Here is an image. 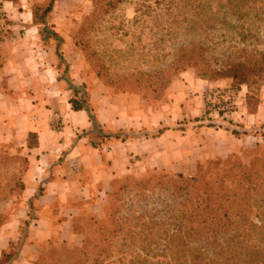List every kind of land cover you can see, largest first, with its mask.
Returning <instances> with one entry per match:
<instances>
[{"label":"crops","instance_id":"0c3cea01","mask_svg":"<svg viewBox=\"0 0 264 264\" xmlns=\"http://www.w3.org/2000/svg\"><path fill=\"white\" fill-rule=\"evenodd\" d=\"M77 2L55 0L45 18L65 42L73 34L62 27L73 17L58 11ZM20 9V0H0L9 29L0 41V143H12L27 160L21 194L0 210V262L12 252L4 264H32L49 243L74 242L75 204L97 199L100 205L115 180L151 171L190 175L198 164L264 146V86L251 107L241 87L239 113L223 118L206 112L205 95L231 80L210 82L187 71L152 104L115 92L77 49L62 53ZM81 95L89 111L72 110L71 100Z\"/></svg>","mask_w":264,"mask_h":264},{"label":"rangeland","instance_id":"374dc122","mask_svg":"<svg viewBox=\"0 0 264 264\" xmlns=\"http://www.w3.org/2000/svg\"><path fill=\"white\" fill-rule=\"evenodd\" d=\"M222 2L218 0L213 2L124 0L115 12L106 15L101 22L94 25L93 31L84 35L81 30L86 17L92 10V5L90 0H78L77 6H62L59 8L60 12L58 11V14H68L73 17L74 24L64 23L62 27L65 33L73 34L68 42L55 35L52 26L45 21L51 13H45L49 0H20L23 5L20 12L31 15L42 36L51 38L54 46L56 45L62 53L69 54L72 51L74 53L77 49L94 75H96L95 67L101 65L106 75L105 83L115 92H138L146 95L145 99L148 102L159 104L162 101L163 91L153 94L151 89L146 87L147 82L142 81L136 84L132 81H120L122 77L135 75L138 71L149 73L166 67L173 60L177 49L190 45L206 52L212 66L250 59V53L253 50L264 54V14L256 17L253 10L250 15V1H246L242 9L247 11L248 15L238 16L231 13L227 5L221 6ZM258 7H262V4L255 5L256 9ZM197 14L204 16L198 17ZM6 19V14L0 11V41L3 39L1 35L4 36V32L9 30L6 28ZM82 46H88V53L93 52L98 61L93 56L87 62V54L82 52L84 48ZM187 71H192L195 75L193 69H187L184 72ZM182 73L174 76L172 80ZM230 86L238 90L246 87V104L249 107L254 104L258 83L252 84L249 81L239 87H235L233 83ZM12 148V143H0V210L4 211L11 208L21 194L19 184L25 157L20 150L16 151ZM262 155H264V146L248 153L233 155L238 158V161L233 159L230 161L243 164L247 163L251 156L260 158ZM213 162L215 161H207L206 164L199 165L190 175L151 171L141 179L126 176L113 181L107 197L101 201L100 205L97 199H87L75 204L80 209V215L74 220L75 241L64 242L65 244H62L63 242L49 243L44 248L45 257L49 258L53 253L60 254L62 249H80L84 242L95 243L100 237L98 229L113 226L122 232H117L109 238L108 258L104 261L100 260L102 261L100 264H127L137 254L135 243L130 246L131 240L127 232L140 231L142 228L149 229L153 223L167 224L166 212L175 199L169 186L165 185L168 179H162V176L189 179L194 177L198 170L210 168L206 172L214 171L210 165ZM157 179L163 180L164 186L156 187ZM145 180L150 182L147 188L137 185L138 182ZM231 181V178L224 179L226 186H230ZM240 223L243 228L251 229L257 224L255 211L248 210ZM161 248L160 245L155 252L149 253V258L166 260L164 253L159 255ZM90 252L86 264H93L94 250ZM139 253L141 254L140 251ZM12 255V252L4 255L0 264H4Z\"/></svg>","mask_w":264,"mask_h":264},{"label":"trees","instance_id":"16d2710c","mask_svg":"<svg viewBox=\"0 0 264 264\" xmlns=\"http://www.w3.org/2000/svg\"><path fill=\"white\" fill-rule=\"evenodd\" d=\"M54 1L49 0L45 13L51 12ZM90 1L92 10L81 30L84 35H88L93 31L95 24L101 22L106 15L115 12L124 3V0ZM218 1H223L221 6L227 5V9L238 16L248 15V12L242 9L246 1H250V15L253 10L256 17L264 14V0ZM205 2H213V0H205ZM256 4H262V7L256 9ZM82 47H84L82 52L87 54V62L93 56L98 61L93 52L88 53V46ZM1 67L0 57V69ZM187 69H193L197 78L210 82L230 79L235 87L247 84L249 81L252 84L258 83L257 95L260 87L264 86L263 53L253 50L250 59L212 66L206 52L193 45L177 49L173 60L166 67L149 73L138 71L135 75H124L120 81H132L136 84L147 82L146 87L154 94L164 91L174 76ZM95 70L96 77L106 84V75L101 65L96 66ZM80 91L79 89L76 93L80 94ZM130 93L147 98L146 95L138 92ZM70 103L74 111L82 109L89 111L82 95L79 100H71ZM34 138L32 134L28 136V146L34 143ZM259 147L263 146H257ZM255 157L257 156H251L250 161L248 159V162L243 164L231 162V159L238 161L233 155L225 159H216L210 164L214 171L206 172L210 168L198 170L196 175L189 179L167 178L163 175L162 179H168L165 185L169 186L175 199L166 212L167 224L158 222L150 225L149 229L128 231L130 246L135 243L137 254L127 264H264V155L260 158ZM23 163L22 176L27 165L26 158ZM22 176L19 184L21 192ZM226 178L232 179L230 186H226L224 182ZM149 180L140 181L137 185L145 189L149 186ZM155 186L158 188L164 186L163 180L157 179ZM248 210L255 211L257 221L251 229L243 228L240 223ZM72 227L76 234L74 221ZM98 232H100L99 240L95 243L84 242L80 249H62L60 254L53 253L49 258L45 257L46 250L43 249L32 264H86L92 249L93 264H100L108 258L109 238L122 231L112 226L98 229ZM160 245L162 248L159 255L164 253L166 260L149 258V253L155 252Z\"/></svg>","mask_w":264,"mask_h":264},{"label":"built area","instance_id":"2783aa9c","mask_svg":"<svg viewBox=\"0 0 264 264\" xmlns=\"http://www.w3.org/2000/svg\"><path fill=\"white\" fill-rule=\"evenodd\" d=\"M240 90L237 88L216 87L209 89L205 95V109L208 113H215L223 118H231L238 114L243 102Z\"/></svg>","mask_w":264,"mask_h":264}]
</instances>
